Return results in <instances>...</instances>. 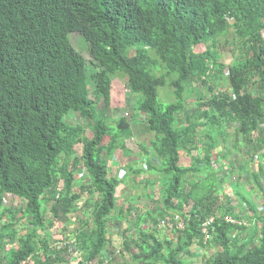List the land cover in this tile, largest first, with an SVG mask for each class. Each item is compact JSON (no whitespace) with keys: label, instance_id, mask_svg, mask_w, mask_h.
<instances>
[{"label":"trees","instance_id":"obj_1","mask_svg":"<svg viewBox=\"0 0 264 264\" xmlns=\"http://www.w3.org/2000/svg\"><path fill=\"white\" fill-rule=\"evenodd\" d=\"M229 26L242 57L227 65L216 45ZM263 31L264 0H0V264H51L55 252L68 253L72 246L73 253H87L72 264H114L108 245L111 217L120 210V179L108 161L117 150L130 153L125 140L132 122L121 116L111 123L96 103L110 104L113 77L119 76L136 96L137 110L147 115L149 148L158 159L134 170L154 179L145 180L142 194L134 181L131 198L153 184L162 203L132 219L131 207L125 208L123 240L131 228L134 234L130 245L122 241L120 264H185L196 245L218 249L207 264H264L259 203L241 193L239 181L233 196L245 204L250 222L241 218L234 198L219 202V161L226 154L213 151L225 142V126L236 124L235 141L249 161L255 150L258 157L257 172L250 162L246 167L256 181L264 177ZM74 32L96 62L91 73L70 42ZM225 75L230 88L219 90ZM165 86L174 100L159 96ZM188 98L198 109L185 114ZM70 113L89 120L91 133L67 122ZM181 150L190 162H182ZM7 195L21 200L18 212L5 206ZM82 197L93 227L85 230L86 223L66 239L58 230L68 229ZM176 216L184 227L173 228L169 237L161 223ZM212 216L211 237L205 239L201 224ZM21 220L27 225L19 234L14 226ZM50 229L57 231V246L50 245ZM7 237L15 238L8 249Z\"/></svg>","mask_w":264,"mask_h":264},{"label":"rangeland","instance_id":"obj_2","mask_svg":"<svg viewBox=\"0 0 264 264\" xmlns=\"http://www.w3.org/2000/svg\"><path fill=\"white\" fill-rule=\"evenodd\" d=\"M70 42L78 50L85 58L87 72L91 73L92 71L97 69V65L95 60L93 59L88 43L86 40L80 35L78 32H74L69 34ZM221 43H223L221 45ZM199 48H203L201 45ZM218 52L220 53L221 61L227 65H230L242 57V50L240 48L239 41L234 33V30L231 26H229L228 30L223 34L220 39V43L216 45ZM195 86L201 87L200 83H196ZM223 86H226L229 90V78L228 76H224V78L217 83V88L219 90L222 89ZM250 90L248 87L246 91ZM159 96L164 101H170L173 99V94L171 92L170 86H165L159 90ZM136 96L130 94L125 86H124V78L121 76L113 77V84H112V95L111 101L109 105H105L102 99L97 100L96 107L98 113L105 117L106 119L110 120L111 123L114 120H117L118 117L124 116L125 112H129L128 121H131V135L127 134L125 140V147L130 150V153L123 155L121 149L117 150L112 159L108 161V167L111 174H115L120 179V186L117 191V198H118V206H120V210L115 211L113 216L111 217L110 223V236H111V244L108 245V249L110 254L112 255V259L114 260V264H120L124 258L121 257V252L124 250L122 248V241L129 243L130 236L134 234V229L131 228L128 231L126 239L123 240V233L127 227L128 220L127 216L125 215V208L129 205L132 209L131 218L134 217L135 213L140 214L146 208L159 210L162 207L161 197L158 193H155L154 186L151 184L147 187L146 192L139 199L131 198L133 194V184L134 181H137L138 189H136L138 194H142V186L145 184V180L149 177L154 179V175L150 172L146 174H135L134 170L141 167L144 168L145 161L147 160H158L153 152L150 150V142L153 139V134L147 129L146 121L147 115L142 112L138 111L136 108ZM186 111L185 114L190 113L192 110H197L198 106L196 101L193 99L188 98L185 102ZM136 121V122H135ZM67 122L71 124L80 123L83 124L87 130V134L91 133V123L89 120H81L79 116L70 113L67 117ZM184 122L183 118L179 119V123ZM236 124H231L225 126V131L228 133L223 139L225 142H218L216 148L213 150L214 152H222L226 154L225 160H220L219 164L222 166V169L218 171V177L221 183L220 190L222 194L220 195L219 202L229 201L230 199H235L233 201L238 202V206L236 210L242 211L240 212L241 218L245 221V223L250 222V213L246 210L245 204L239 200V198L234 197L233 195L235 189L232 187L234 184L239 181L240 183V191L246 197L249 196L254 201L259 203V213L264 215V197L261 192V189L264 188V177L259 176L258 180L256 181L253 178L246 167L245 162H250L249 166L252 169V172H257L258 170V157L256 155V150L253 153L252 161H249V153L246 151V148L242 143L235 141L234 139V131H235ZM140 132V133H138ZM205 134V132L203 133ZM201 134V135H203ZM263 146L264 145H260ZM259 148V146H258ZM252 149V148H251ZM264 150V148H263ZM82 151V145L78 144L76 146V152L80 154ZM200 156L202 157L203 153L201 149L197 151ZM196 152V154H197ZM139 158L138 161L130 162V160H135ZM142 157V159L140 158ZM180 157L183 163H188L191 161L190 156L183 150L180 152ZM121 162V163H120ZM120 165L118 166V164ZM125 164V165H122ZM216 168L218 164H213ZM200 176H204L200 174ZM88 180V179H87ZM145 194V195H144ZM133 199V203H130L128 200ZM84 197L78 199L76 204L79 207V210L73 215L71 222L68 225L67 230L59 229L58 232L64 234V237L71 231H75L82 226H85L87 223L88 225L85 226V230L90 229L93 227V222L91 220L89 211L84 209L85 206ZM5 206H7L12 212H18L20 207L23 205L21 200L14 198L12 195H7L4 200ZM241 206V207H240ZM123 211V214H122ZM247 212V213H246ZM27 223L25 220H21L19 222H15V228L17 229L19 234L24 233ZM144 228L148 227L147 223L142 224ZM49 229V228H48ZM49 236H50V245L57 246L58 244L55 242V237L52 235L55 233L56 230L50 229ZM173 229L165 228V232H168V236H171ZM57 232V231H56ZM15 238L7 237V241L5 244V248L8 249L12 245H14ZM70 252L68 253H57L52 255L51 264H65L66 262L72 261L75 259V256H80L84 258L87 253L83 252L80 254L73 253L75 251L74 246L70 247ZM217 248L215 246H206L202 247L200 245L192 246L189 255L184 256L185 264H207L208 260L214 256L217 252ZM76 254V255H75ZM126 255V253H125ZM126 258V256H125ZM102 259V258H101ZM100 259V260H101ZM60 260V261H59ZM99 264V263H96Z\"/></svg>","mask_w":264,"mask_h":264},{"label":"built area","instance_id":"obj_3","mask_svg":"<svg viewBox=\"0 0 264 264\" xmlns=\"http://www.w3.org/2000/svg\"><path fill=\"white\" fill-rule=\"evenodd\" d=\"M262 36L264 38V31L262 32ZM124 116L128 117L129 112L126 111ZM228 220H230L231 222H238V221L233 220L231 218H229ZM213 222H214V217L212 216V217H208L207 219H205L201 224V231L204 234L205 239H209L211 237L210 228H211ZM161 227L170 228V229H173L175 227L183 228L184 227V220L179 216H176L174 218V221H170V220L166 219L161 223Z\"/></svg>","mask_w":264,"mask_h":264}]
</instances>
